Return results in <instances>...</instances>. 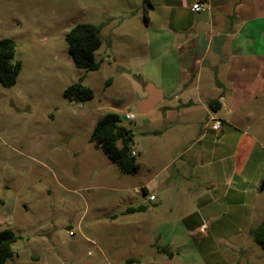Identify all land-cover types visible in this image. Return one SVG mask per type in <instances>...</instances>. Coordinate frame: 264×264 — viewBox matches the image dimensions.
I'll return each instance as SVG.
<instances>
[{"label":"rangeland","instance_id":"374dc122","mask_svg":"<svg viewBox=\"0 0 264 264\" xmlns=\"http://www.w3.org/2000/svg\"><path fill=\"white\" fill-rule=\"evenodd\" d=\"M146 1L0 0V39L15 42L21 65L13 86L0 85V230L19 237L6 264H264L249 234L264 220V190L250 183L255 174L264 184L263 134L241 129L250 145L232 136L229 149L199 158L200 143L184 150L200 133H182L161 108L135 109ZM78 23L102 25L97 70L70 59L64 37ZM80 77L93 99L69 102L63 91ZM109 112L132 131L134 174L89 141ZM205 135L206 146L221 144L220 133Z\"/></svg>","mask_w":264,"mask_h":264},{"label":"crops","instance_id":"0c3cea01","mask_svg":"<svg viewBox=\"0 0 264 264\" xmlns=\"http://www.w3.org/2000/svg\"><path fill=\"white\" fill-rule=\"evenodd\" d=\"M147 1L151 9L141 7L143 19L147 17L148 57L137 72L143 95L135 102L136 111L146 115L161 108L182 133H200L184 150L200 143L195 152L199 158L229 149L230 137L245 136L241 129L252 131L254 138L262 133L264 139V0ZM195 3L207 10L206 23L191 12ZM219 35L225 36L221 58L211 51ZM215 99L218 109L211 110L208 103ZM211 118L222 122V141L206 146L211 142L206 133L218 137L208 124ZM248 139L252 137H239L238 144L250 145ZM257 181L254 174L250 183L255 194L264 190ZM231 194L235 200L237 193Z\"/></svg>","mask_w":264,"mask_h":264},{"label":"trees","instance_id":"16d2710c","mask_svg":"<svg viewBox=\"0 0 264 264\" xmlns=\"http://www.w3.org/2000/svg\"><path fill=\"white\" fill-rule=\"evenodd\" d=\"M144 21L147 22L146 14H144ZM101 28L102 25L78 23L65 34L64 39L68 46L70 59L77 69L84 71L99 69L100 62L95 60V52L101 46L99 34ZM15 48L13 40L0 39V85L5 88L16 83L20 72V62L13 61ZM63 97L69 102L84 103L93 99V92L83 84V77H80L64 89ZM208 106L211 110H217V99L209 101ZM132 140L131 129L121 123V116L115 112L102 116L96 122L89 137V141L125 174H134L139 169L136 155H131ZM142 192L147 193V190L142 188ZM145 209V206L140 205L129 207L127 211L143 212ZM249 234L258 245L264 248V220L252 228ZM18 238L11 229L0 230V264H6L12 258L11 246ZM157 251L169 258L172 257V252L166 247H157Z\"/></svg>","mask_w":264,"mask_h":264},{"label":"built area","instance_id":"2783aa9c","mask_svg":"<svg viewBox=\"0 0 264 264\" xmlns=\"http://www.w3.org/2000/svg\"><path fill=\"white\" fill-rule=\"evenodd\" d=\"M190 10L193 13H198V12L203 10V7H202V5L200 3H195V4H193L191 6ZM124 118L127 121L132 122V121H135L136 117H135V114H133L131 112H125L124 113ZM209 122H210L211 130L214 131L215 133H218L220 131L221 127H222V122L219 119H217V118H211L209 120ZM131 155L135 156L136 152L132 151ZM147 198H148L149 201H154V199H155L154 195H152V194L149 195Z\"/></svg>","mask_w":264,"mask_h":264},{"label":"water","instance_id":"95a60500","mask_svg":"<svg viewBox=\"0 0 264 264\" xmlns=\"http://www.w3.org/2000/svg\"><path fill=\"white\" fill-rule=\"evenodd\" d=\"M146 4H147V8L151 9V5L148 3V1H146ZM198 17H204L202 19V22L206 23L207 22V10L198 12ZM224 39H225L224 35H219V36L214 37L213 42H212L211 51L214 55H216L219 58H221V46H222ZM139 112L141 113V111ZM262 189H264V184H262L260 187V190Z\"/></svg>","mask_w":264,"mask_h":264}]
</instances>
